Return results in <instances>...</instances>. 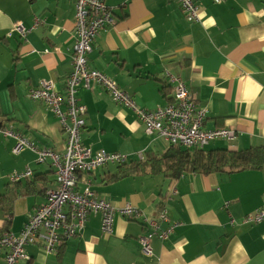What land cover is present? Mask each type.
I'll use <instances>...</instances> for the list:
<instances>
[{"label": "crops", "instance_id": "crops-1", "mask_svg": "<svg viewBox=\"0 0 264 264\" xmlns=\"http://www.w3.org/2000/svg\"><path fill=\"white\" fill-rule=\"evenodd\" d=\"M104 2L113 8L115 23L95 38L89 68L102 72L145 110L172 103L171 76L181 79L196 106L209 110L203 129L234 132L232 140H216L203 149L264 148V0H195L200 21L193 23L177 0ZM75 14L74 0H0V130L59 155L66 134L29 90L46 81L65 96ZM35 19L41 23L31 29ZM18 22L30 28L24 38L12 31ZM76 99L86 109L81 143L92 154L116 153L150 168L117 180L119 163L79 173L76 190H90L116 209L111 235L102 234L101 215L90 214L78 236L51 253L41 245L28 246L30 259L19 264H264V220L244 222L264 207V165L174 178L166 162L159 163L170 145L148 135L135 113L112 101L103 86H79ZM17 143L0 132V195L13 198L10 212L0 202V235H19L33 209L57 187L53 164L37 163L28 148L13 153ZM24 169L32 176L10 181L12 173ZM125 206L147 219L160 218L163 209L168 222L159 220V229L174 225L166 239H151V256L138 241L149 228L141 217L121 216ZM0 264H5L1 258Z\"/></svg>", "mask_w": 264, "mask_h": 264}, {"label": "built area", "instance_id": "built-area-1", "mask_svg": "<svg viewBox=\"0 0 264 264\" xmlns=\"http://www.w3.org/2000/svg\"><path fill=\"white\" fill-rule=\"evenodd\" d=\"M185 13L188 22L200 21V6L195 0H177ZM223 0H213L220 3ZM75 2V44L72 55V72L65 84V96L57 93L50 82H41L37 88L29 90V97L47 105L57 118L58 124L66 134L65 150L62 155L50 149H39L34 144L11 130L2 129L4 136L17 140L13 153L28 148L36 154L37 163L50 161L56 168L55 190L45 195V201L36 206L29 215L19 235L2 232L0 235V258L5 264H19L30 258L27 247L41 245L45 252L51 253L66 239L78 236L86 225L90 214L101 215L103 235L112 233L116 209L104 199H97L90 190L80 193L75 189L77 175L91 171L110 163H123L126 156L99 151L92 154L90 149L81 143V131L85 125L86 109L76 99L79 86L89 89L92 83L103 86L112 101L130 108L136 119L144 126L148 135L156 134L170 146L178 148H204L216 140H232L234 132L229 129L205 130L202 127L209 110L197 107L187 92L181 79L171 76L175 84L173 101L165 107L155 110L137 108L131 96L118 89L116 84L102 72L89 68L88 57L92 53L93 42L97 35L114 25L113 8L104 0H74ZM35 19L31 29L40 24ZM12 31L24 38L30 31L22 22L13 25ZM32 176L30 169L14 172L9 176L11 182H20ZM120 215L141 217L149 228L146 234L138 239L142 252L152 255L151 239L158 236L166 239L173 231L174 225L165 230L159 229V220L168 222L167 212L161 209L160 218L150 219L131 206L120 210ZM264 220V207L244 218V222L254 224Z\"/></svg>", "mask_w": 264, "mask_h": 264}, {"label": "trees", "instance_id": "trees-1", "mask_svg": "<svg viewBox=\"0 0 264 264\" xmlns=\"http://www.w3.org/2000/svg\"><path fill=\"white\" fill-rule=\"evenodd\" d=\"M125 164L118 165V174L115 179L126 177L130 174L144 173V168H150L136 159H128ZM156 160H150V163ZM163 165L172 171L173 177L178 178L186 172L209 174L213 172L233 173L245 169H261L264 165V148L251 147L241 151H229L226 149H196L190 151L181 150L170 146L164 155ZM154 167V166H153ZM13 198L7 192L0 195V202L7 203V212H10Z\"/></svg>", "mask_w": 264, "mask_h": 264}, {"label": "rangeland", "instance_id": "rangeland-1", "mask_svg": "<svg viewBox=\"0 0 264 264\" xmlns=\"http://www.w3.org/2000/svg\"><path fill=\"white\" fill-rule=\"evenodd\" d=\"M131 159V158H130Z\"/></svg>", "mask_w": 264, "mask_h": 264}]
</instances>
